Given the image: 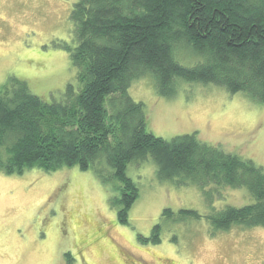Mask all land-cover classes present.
Here are the masks:
<instances>
[{"label": "trees", "instance_id": "obj_1", "mask_svg": "<svg viewBox=\"0 0 264 264\" xmlns=\"http://www.w3.org/2000/svg\"><path fill=\"white\" fill-rule=\"evenodd\" d=\"M71 20L75 44L65 47L77 69L78 88L69 84L64 101L49 103L24 80L0 86V169L23 174L78 166L103 180L117 179L120 196L113 205L125 225L140 195L128 165L151 155L161 179L197 185L210 199L212 184L251 192L254 202L206 215L213 232L264 227L261 166L202 141L197 133L155 135L144 103L128 93L134 80L151 75L164 96L175 94L181 78L264 103V0H78ZM181 46L192 47L202 59L182 64L174 56ZM173 214L166 209L163 216ZM190 217L202 215L180 210L179 220ZM161 229L155 225L149 240L159 243Z\"/></svg>", "mask_w": 264, "mask_h": 264}, {"label": "rangeland", "instance_id": "obj_2", "mask_svg": "<svg viewBox=\"0 0 264 264\" xmlns=\"http://www.w3.org/2000/svg\"><path fill=\"white\" fill-rule=\"evenodd\" d=\"M77 1L0 0V86L24 80L49 103L64 101L69 84L78 88L65 47L75 44L71 12ZM174 56L187 66L202 59L187 46L175 48ZM128 93L144 103L155 135L197 133L264 170V103L181 78L175 94L164 96L151 75L134 80ZM158 171L151 155L129 163L140 195L122 225L113 205L120 196L117 179L78 166L23 174L0 169V264H264V227L213 232L206 219L214 209L254 202L247 188L212 184L210 199L197 185L179 186ZM166 209L172 217L163 216ZM181 209L202 218L179 220ZM158 223L161 241L155 243L149 239Z\"/></svg>", "mask_w": 264, "mask_h": 264}]
</instances>
